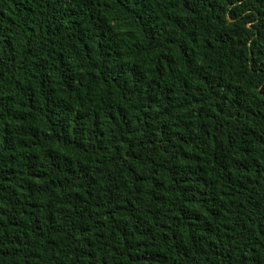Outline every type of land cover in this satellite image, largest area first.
<instances>
[{"label":"trees","instance_id":"1","mask_svg":"<svg viewBox=\"0 0 264 264\" xmlns=\"http://www.w3.org/2000/svg\"><path fill=\"white\" fill-rule=\"evenodd\" d=\"M0 264H264V0H0Z\"/></svg>","mask_w":264,"mask_h":264}]
</instances>
